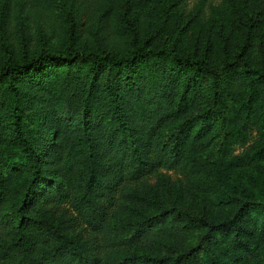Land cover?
<instances>
[{
    "label": "trees",
    "instance_id": "obj_1",
    "mask_svg": "<svg viewBox=\"0 0 264 264\" xmlns=\"http://www.w3.org/2000/svg\"><path fill=\"white\" fill-rule=\"evenodd\" d=\"M52 61L73 75L53 74L61 104L79 110V116L78 131L58 155L62 178L50 184L25 131L14 78ZM230 72L240 74L244 97L237 106L235 95L222 94ZM202 80L208 82V103L179 119ZM0 83L14 141L0 153V264H264V176L242 189L246 196L225 216L210 213L207 205L197 213L172 207L134 219L113 213L134 183L161 168L181 169L201 153L205 141L194 142L184 133L191 120L198 121L197 133L216 120L230 143L242 138L257 101L264 121V65L250 64L242 49L210 64L164 47L119 54L70 46L8 60L0 65ZM225 107L231 110L230 123ZM220 151L222 160V146ZM261 157L242 153L226 162L240 166ZM6 161L24 165L26 175L5 170ZM208 190L209 207L222 201V188ZM254 249L258 253L251 262Z\"/></svg>",
    "mask_w": 264,
    "mask_h": 264
},
{
    "label": "rangeland",
    "instance_id": "obj_2",
    "mask_svg": "<svg viewBox=\"0 0 264 264\" xmlns=\"http://www.w3.org/2000/svg\"><path fill=\"white\" fill-rule=\"evenodd\" d=\"M70 46L109 49L119 54L139 47H164L203 58L210 64L242 49L250 64L264 65V0H0V65ZM82 66L87 67L85 63ZM55 72L65 73L62 77L73 76L65 72L63 63L52 61L14 78L20 90L25 131L40 152L41 166L50 184L62 178L58 155L69 135L78 131L79 116V110L73 112L61 104ZM119 78L118 75L116 79ZM239 79V72H230L223 81L228 88L222 90L223 96L235 95L236 106L244 97ZM2 86L0 83V153L14 145ZM208 101V82L202 80L195 100L179 119L194 116ZM237 111L244 116L241 107ZM261 111L263 104L257 101L249 112L250 123L242 138L232 143L224 129L220 132L216 120H211L203 133H197L198 121L191 120L184 133L194 142L205 141L207 145L201 153L190 156L181 169L161 168L134 183L129 196L123 197L125 204L114 207V217L141 218L172 207L197 213L206 205L212 214H228L246 196L242 189L253 187L254 178L264 176L263 157L240 166L226 162V158L237 154H264V121L258 118ZM109 112L110 108L105 116ZM224 114L225 122L230 123L231 110L225 107ZM3 168H13L21 176L27 173L24 165L7 161ZM214 186L222 188V201L209 207L212 193L208 188L212 190ZM256 252L254 249L251 262Z\"/></svg>",
    "mask_w": 264,
    "mask_h": 264
}]
</instances>
